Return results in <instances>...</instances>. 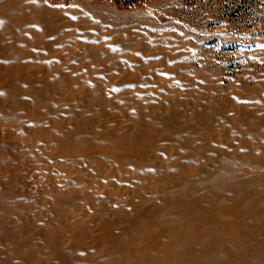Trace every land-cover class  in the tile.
Returning <instances> with one entry per match:
<instances>
[{
    "label": "rangeland",
    "instance_id": "rangeland-1",
    "mask_svg": "<svg viewBox=\"0 0 264 264\" xmlns=\"http://www.w3.org/2000/svg\"><path fill=\"white\" fill-rule=\"evenodd\" d=\"M0 264H264V0H0Z\"/></svg>",
    "mask_w": 264,
    "mask_h": 264
},
{
    "label": "trees",
    "instance_id": "trees-1",
    "mask_svg": "<svg viewBox=\"0 0 264 264\" xmlns=\"http://www.w3.org/2000/svg\"><path fill=\"white\" fill-rule=\"evenodd\" d=\"M126 5H133L136 3L144 2L145 0H121Z\"/></svg>",
    "mask_w": 264,
    "mask_h": 264
}]
</instances>
